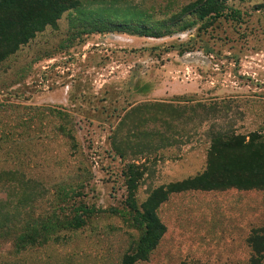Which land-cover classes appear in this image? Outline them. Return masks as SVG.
<instances>
[{
	"label": "rangeland",
	"instance_id": "obj_1",
	"mask_svg": "<svg viewBox=\"0 0 264 264\" xmlns=\"http://www.w3.org/2000/svg\"><path fill=\"white\" fill-rule=\"evenodd\" d=\"M76 1L0 63V171L40 190L37 214L83 208L82 227L20 254L5 243L4 264H121L141 236L129 165L142 205L205 171L212 134L264 140V0L205 21L186 13L203 0ZM158 214L167 233L142 264H250L264 191L187 192Z\"/></svg>",
	"mask_w": 264,
	"mask_h": 264
},
{
	"label": "trees",
	"instance_id": "obj_2",
	"mask_svg": "<svg viewBox=\"0 0 264 264\" xmlns=\"http://www.w3.org/2000/svg\"><path fill=\"white\" fill-rule=\"evenodd\" d=\"M229 1L237 0H203L188 7L186 13L199 21L220 18ZM77 7L76 0H0V63L47 27H55L63 14ZM14 175L12 171H0V195L6 194V199L0 200V250L10 242L14 253L20 254L60 241V229L82 227L79 212L83 208L72 209L70 216L74 214L73 218L67 216L61 220L52 218L54 211L50 215L37 214L40 190L22 183L21 178L20 185L12 186ZM125 178L126 207L141 236L132 251L123 256L121 264H142L150 260L167 233L158 210L172 196L187 192L264 191V140L256 134H212L205 171L161 186L142 205L135 198L142 178L139 167L129 165ZM249 244L253 252L250 264H264V227L252 232Z\"/></svg>",
	"mask_w": 264,
	"mask_h": 264
}]
</instances>
